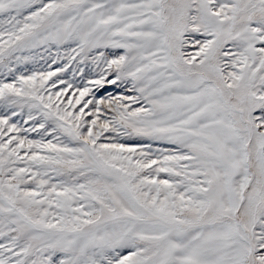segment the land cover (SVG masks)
<instances>
[{"label": "snow or ice", "instance_id": "snow-or-ice-1", "mask_svg": "<svg viewBox=\"0 0 264 264\" xmlns=\"http://www.w3.org/2000/svg\"><path fill=\"white\" fill-rule=\"evenodd\" d=\"M0 264H264V0H0Z\"/></svg>", "mask_w": 264, "mask_h": 264}]
</instances>
